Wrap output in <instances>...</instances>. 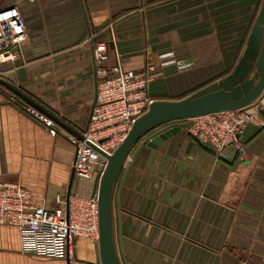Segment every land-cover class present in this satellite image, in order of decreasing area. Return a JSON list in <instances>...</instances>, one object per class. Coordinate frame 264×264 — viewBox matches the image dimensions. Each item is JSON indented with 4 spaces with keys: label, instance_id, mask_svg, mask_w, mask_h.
Returning <instances> with one entry per match:
<instances>
[{
    "label": "crops",
    "instance_id": "obj_1",
    "mask_svg": "<svg viewBox=\"0 0 264 264\" xmlns=\"http://www.w3.org/2000/svg\"><path fill=\"white\" fill-rule=\"evenodd\" d=\"M254 3L0 0V9H21L28 32L22 58L3 65L0 78L82 132L96 102L97 43H108L106 68L118 62L126 70L153 66L149 96L177 100L180 92L228 64ZM84 32L87 36L75 44ZM167 53L194 65L178 70L176 62L163 64L160 55ZM12 94L0 85V177L19 181L34 204L50 209L57 207V198L91 196L96 175L84 179L72 169L73 134L56 122L58 132L52 134L11 102ZM260 107L264 114V99ZM185 124L157 147L144 146L126 176L120 203L127 263L264 264V126L248 125L247 151L231 160L199 143ZM122 173L114 194L118 249ZM77 242L78 256L95 261L96 244L86 237ZM0 264L67 262L23 252L18 228L0 225Z\"/></svg>",
    "mask_w": 264,
    "mask_h": 264
},
{
    "label": "built area",
    "instance_id": "obj_2",
    "mask_svg": "<svg viewBox=\"0 0 264 264\" xmlns=\"http://www.w3.org/2000/svg\"><path fill=\"white\" fill-rule=\"evenodd\" d=\"M27 38V19L21 9L17 6L0 9V69L22 58L23 43ZM93 55L99 79L96 102L89 123L81 132L82 138L69 135L75 148L72 169L76 176L84 179L97 175L100 158L107 161L104 154L112 155L116 151L136 120L148 111L154 101L148 94L152 80L148 71L153 66L147 65L141 71L126 70L118 62L110 69L106 68L104 62L109 58L107 42L97 43ZM160 59L163 64L176 62L178 70L194 65L191 61H175L171 53L161 54ZM9 99L49 127L52 134H57L55 121L45 113L14 93ZM187 120L188 132L218 156H223L225 150L233 147L243 157L248 148L245 141L248 125L264 126L260 103L249 110L229 109ZM105 166L106 162L103 170ZM57 204L54 209L34 204L28 188L19 181L0 177V225L18 228L23 252L41 258L65 260L67 264H96L78 256L77 238L86 237L99 245L98 191L88 197L71 195L67 199L57 198Z\"/></svg>",
    "mask_w": 264,
    "mask_h": 264
},
{
    "label": "water",
    "instance_id": "obj_3",
    "mask_svg": "<svg viewBox=\"0 0 264 264\" xmlns=\"http://www.w3.org/2000/svg\"><path fill=\"white\" fill-rule=\"evenodd\" d=\"M87 34L88 32H84L75 44L83 41ZM0 85L50 116L67 132L82 138V133L74 126L48 111L6 79L0 78ZM178 98L154 100L148 111L136 120L116 151L112 155L104 154L107 161L100 158L91 194L95 195L97 191L99 194L100 241L94 263L128 264L122 236L120 196L126 176L138 152L144 146L157 147L168 136L180 131L183 123L176 121H185L229 109L249 110L264 99V0H255L228 64L180 92ZM236 155L237 151L230 147L225 150L223 158L234 160ZM129 160L130 162L127 163ZM105 162L106 166L103 170ZM101 170L103 174L100 177ZM122 171L116 198L120 233V249H118L114 226V194Z\"/></svg>",
    "mask_w": 264,
    "mask_h": 264
},
{
    "label": "rangeland",
    "instance_id": "obj_4",
    "mask_svg": "<svg viewBox=\"0 0 264 264\" xmlns=\"http://www.w3.org/2000/svg\"><path fill=\"white\" fill-rule=\"evenodd\" d=\"M189 120H185V121H176V122H178V123H184V122H188ZM79 250H80V245L77 243V253H78V255H79Z\"/></svg>",
    "mask_w": 264,
    "mask_h": 264
}]
</instances>
